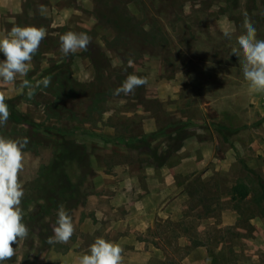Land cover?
Instances as JSON below:
<instances>
[{
  "label": "rangeland",
  "instance_id": "obj_1",
  "mask_svg": "<svg viewBox=\"0 0 264 264\" xmlns=\"http://www.w3.org/2000/svg\"><path fill=\"white\" fill-rule=\"evenodd\" d=\"M14 1L8 12L2 11L0 37L14 25L44 27L47 36L27 76L0 84L6 103L14 102V109L7 103L10 113L23 119L9 118L0 136L29 140L19 172L29 233L12 245L16 254L3 264H18V259L33 264L30 255L51 246L47 238L60 206L75 227L67 243H56L67 248L79 233L75 211L94 191L99 168L128 157L142 164L153 158L133 149L122 154L112 144L122 146L139 135L175 147L186 140H176L185 131L211 141L212 148L209 168L187 169L186 180H193L185 190V231L195 235L207 207H216L218 221L222 207H234L238 214L230 220L245 231L224 229L221 245L219 238L210 240L213 231L206 229L201 241L210 255L208 264H264V93L244 79L243 54H232L239 47L237 37L245 33V13L257 39H264V0ZM225 29L232 31L230 39ZM68 31L87 33L92 38L88 50L64 56L59 37ZM129 74L147 77L148 84L128 96L114 95ZM45 77L51 78L47 87L39 83ZM24 79L34 87L31 98L27 88L21 90ZM146 117L168 136H142ZM217 158L223 166L214 164ZM204 169L210 176L203 177ZM238 182L250 189L244 201L228 199ZM199 205L204 209L193 212Z\"/></svg>",
  "mask_w": 264,
  "mask_h": 264
},
{
  "label": "crops",
  "instance_id": "obj_2",
  "mask_svg": "<svg viewBox=\"0 0 264 264\" xmlns=\"http://www.w3.org/2000/svg\"><path fill=\"white\" fill-rule=\"evenodd\" d=\"M12 2L14 4L15 1ZM12 2L0 0V17L3 10L8 12ZM143 128L141 135H151L154 140L168 136L158 130L152 117L144 119ZM139 137L130 138L122 146L120 143L112 146L118 148L117 152L127 154L131 149H140L132 147ZM210 143L193 135L186 138L167 160L153 156L142 164L128 157L124 162L99 168L94 191L87 196L86 204L75 211L78 235L67 248L52 244L45 250L32 253L29 260L33 264H73L78 256L87 253L97 237H102L121 245L123 264H208L210 255L206 243L201 241L206 229L213 231L210 240L219 238L221 245L225 243L221 238L224 229L234 226L235 230L245 231L230 220L231 215L236 217L238 214L231 206L222 207L220 221L216 207H207L208 216L198 223L195 235L185 231L184 219L188 208L184 203L185 190L193 180L191 176L186 180L190 174L187 169L190 166L195 169L211 166L206 160L212 151ZM146 146L157 155L170 148L166 141H160V144L148 141ZM141 155L152 156L143 152ZM177 156H180L178 161L172 162L171 159ZM223 163L224 160L217 158L214 164L223 166ZM208 174L204 169L203 177L210 176ZM228 199L232 200V195ZM203 209L199 205L193 212ZM186 247H191V250L186 251ZM17 263L20 264V259Z\"/></svg>",
  "mask_w": 264,
  "mask_h": 264
},
{
  "label": "clouds",
  "instance_id": "obj_3",
  "mask_svg": "<svg viewBox=\"0 0 264 264\" xmlns=\"http://www.w3.org/2000/svg\"><path fill=\"white\" fill-rule=\"evenodd\" d=\"M39 11H46L43 5ZM243 28L245 33L237 37L238 48L232 49V54L239 57L243 54L242 72L244 79L258 93H264V39H257V30L244 14ZM224 36L231 38L232 31L225 29ZM44 27L14 25L3 37H0V52L5 59L0 61V84H14L17 77H26L31 69L33 57L39 50L41 42L46 38ZM60 50L64 56L78 51H87L92 38L85 32L68 31L59 37ZM129 66L132 61H128ZM44 87L51 83L50 77L41 82ZM39 83L36 86H39ZM148 84L147 77L129 74L121 86L114 90V95L121 93L128 96L135 89ZM27 88L31 98L34 93L32 84L24 79L21 90ZM7 97L0 92V127L6 126L11 115ZM27 137L11 139L0 136V264L12 259L16 249L14 243L26 239L28 227L23 223L22 199L25 195L23 185L19 182V172L23 168V149L27 146ZM99 216V213H98ZM75 227L71 216L60 206L57 219L52 227V236L47 243H67L74 235ZM123 248L120 244L97 237L89 246L86 254L78 256L73 264H123Z\"/></svg>",
  "mask_w": 264,
  "mask_h": 264
},
{
  "label": "trees",
  "instance_id": "obj_4",
  "mask_svg": "<svg viewBox=\"0 0 264 264\" xmlns=\"http://www.w3.org/2000/svg\"><path fill=\"white\" fill-rule=\"evenodd\" d=\"M7 103H12L11 107L14 109V104H13L14 102L13 101L9 100V101H7ZM9 118L16 123L23 122V119H20L19 115H17V112L13 111V110H12ZM184 134H185L184 137H181V135H179L178 137H176V140H183V139L187 138L188 136H190V133H186V131ZM182 142L183 141H181L175 147H170L167 152H163L161 155H157L156 153H153L152 151H150V149L146 146L147 141L143 140V139H138L137 143L132 145V147H135V148L139 147L140 149H138V150H140L143 153H150V154H152V156H154V158H156L158 160H167L173 152H175L176 150H178L182 146ZM231 195H232L233 200L244 201L245 199H247L249 197L250 189H249L247 184L242 183V182H238L232 187ZM262 198L264 199V193L262 194Z\"/></svg>",
  "mask_w": 264,
  "mask_h": 264
}]
</instances>
